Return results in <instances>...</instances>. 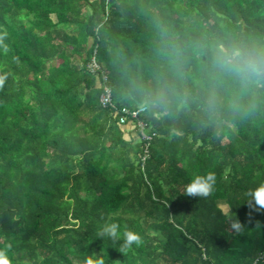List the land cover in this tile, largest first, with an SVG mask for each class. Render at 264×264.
Instances as JSON below:
<instances>
[{
    "label": "trees",
    "instance_id": "16d2710c",
    "mask_svg": "<svg viewBox=\"0 0 264 264\" xmlns=\"http://www.w3.org/2000/svg\"><path fill=\"white\" fill-rule=\"evenodd\" d=\"M0 37V249L12 246V264L101 251L107 264H264V212L244 203L264 184V82L212 64L220 42L264 50V0H0ZM104 86L118 110L100 104ZM124 108L144 110L121 125ZM207 172L213 195L181 194ZM105 222L119 242L96 236ZM125 229L143 244L121 253Z\"/></svg>",
    "mask_w": 264,
    "mask_h": 264
},
{
    "label": "clouds",
    "instance_id": "9594fccd",
    "mask_svg": "<svg viewBox=\"0 0 264 264\" xmlns=\"http://www.w3.org/2000/svg\"><path fill=\"white\" fill-rule=\"evenodd\" d=\"M0 43H3V37H0ZM177 59L180 56L179 45H173ZM212 64L215 69L229 76L235 77L241 84H252L264 82V50H258L255 47H248L237 43L220 42L215 45ZM4 76H0V87H3ZM168 85L165 84L155 93L151 94L150 102L153 105H164L168 99ZM215 99L210 101V106H214ZM216 174L207 172L203 175L194 176L189 183L184 186L183 194L190 198L208 199L215 192ZM247 207L256 212H264V184L258 185L255 189H250L245 193ZM225 217L229 228L238 234H243L246 225L241 223L239 218L232 213L231 209H220ZM251 212L249 213V216ZM257 228L262 227L260 221L256 222ZM96 236L102 239H108L113 244L121 240L120 225L115 222H105L96 232ZM143 244V238L140 234L125 229L123 232V243L120 244L119 251L124 253L133 245L137 247ZM11 245L0 249V264H12L10 258ZM83 264H107L102 251L86 255Z\"/></svg>",
    "mask_w": 264,
    "mask_h": 264
},
{
    "label": "built area",
    "instance_id": "2783aa9c",
    "mask_svg": "<svg viewBox=\"0 0 264 264\" xmlns=\"http://www.w3.org/2000/svg\"><path fill=\"white\" fill-rule=\"evenodd\" d=\"M88 68L90 69L91 72H96L97 70H99V66L98 64L95 62V61H92V63L88 66ZM100 104L102 105V107L104 108H108V107H111V108H114L116 110H118L116 108V106L113 104L112 102V93H111V89L107 86H104L103 87V93L100 97ZM144 109L141 108L137 111H129L127 109H121V115H120V118H119V122L121 125H125L127 123V119L129 116H131L132 118L136 119L139 114L143 111ZM139 126H140V133L142 134L143 138L145 140H150V137L145 135L144 133V125L142 124V122L139 123Z\"/></svg>",
    "mask_w": 264,
    "mask_h": 264
}]
</instances>
